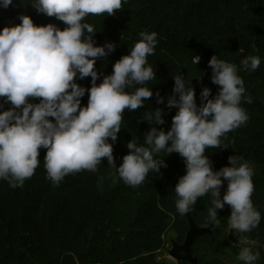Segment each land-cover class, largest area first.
<instances>
[{
    "label": "clouds",
    "instance_id": "clouds-1",
    "mask_svg": "<svg viewBox=\"0 0 264 264\" xmlns=\"http://www.w3.org/2000/svg\"><path fill=\"white\" fill-rule=\"evenodd\" d=\"M38 14L63 22L34 24L28 15H19V24L0 29V180L13 188L23 187L40 166V149H46V178L58 186L66 176L82 171L98 172L102 158L110 169L109 178L126 185H142L148 174L167 168L164 156L178 153L185 174L173 188L175 208L180 216L195 210L198 198L210 196L206 225L219 227L218 210L231 209L227 234H238L234 248L240 264H259V243L248 235L258 228L261 213L252 201L255 190L254 165L235 155L230 166L214 170L207 149H224L226 134L245 125L249 115L242 103H252L242 71L253 72L261 64L259 55L243 56L239 65L218 58L208 60L210 80L218 86L203 87L197 104L191 78L173 74L172 94L166 98L149 86L156 71L148 63L155 54L158 33L141 31L128 54L104 75L96 69L99 58H107L117 44H97L98 31L88 18L115 16L128 0H29ZM15 7L14 0H0V8ZM256 49V45H252ZM242 52V50H241ZM200 55L191 63L199 64ZM90 77V87L77 80ZM102 77V78H101ZM200 77V76H199ZM198 77V78H199ZM100 80L99 83L97 81ZM88 94L86 105L82 98ZM155 96L156 107L144 112L149 124L141 138L133 135L129 150L116 166L113 145L124 123V114L145 106ZM38 100V102H34ZM10 103V107L5 108ZM165 108H175L165 131ZM165 155L161 156L160 154ZM104 177H98L103 182ZM226 183V187H225ZM224 189L223 193L221 189Z\"/></svg>",
    "mask_w": 264,
    "mask_h": 264
},
{
    "label": "trees",
    "instance_id": "trees-1",
    "mask_svg": "<svg viewBox=\"0 0 264 264\" xmlns=\"http://www.w3.org/2000/svg\"><path fill=\"white\" fill-rule=\"evenodd\" d=\"M14 3L15 7L0 8V29L19 24V15L30 16L36 25L55 23L61 29L64 27L54 17L38 14L29 0ZM88 22L98 30L94 34L97 44H117L112 54L96 61L97 71L104 75L112 72L115 61L128 54L141 31L158 33L155 54L148 57L156 80L149 86L154 93L159 91L165 101L172 94V76L177 72L191 78L197 104L203 87L210 88L215 95L218 86L210 80L208 65L215 54L237 65L243 56L261 57L255 71L239 73L247 94L253 98L250 104L242 103L249 115L248 122L226 134L223 143L227 148L207 149L206 155L214 170L230 166L228 157L232 155L254 165L252 201L261 213V221L258 228L246 235L258 241L259 264H264V0H128L115 16H90ZM192 55L201 56L199 64L191 63ZM90 80L88 77L77 83L90 87ZM87 100L86 93L82 105ZM156 107L164 105H157L153 96L144 107L125 111L122 129L113 145L117 167L128 153L126 144L133 135L142 142L149 128L142 116ZM175 112V108H165L166 123L157 127L166 131ZM45 154L46 149L41 148L40 166L23 187L13 188L0 180V264H168L158 259L165 247V236L172 232L176 242L182 244L188 230L186 217L175 208L173 188L185 174L183 158L178 153L163 157L167 168L161 169L162 175L149 173L137 187L121 180L113 183L106 158H102L98 172L68 175L54 186L46 178ZM100 176L104 177L102 183L98 181ZM209 205L210 196L198 198L190 213L198 227L208 226L205 220ZM226 209L225 205L218 210L221 225L213 227L211 235L195 241L192 256L198 264H218L202 258L203 246L209 247L215 256L230 248L220 230L227 225Z\"/></svg>",
    "mask_w": 264,
    "mask_h": 264
},
{
    "label": "water",
    "instance_id": "water-1",
    "mask_svg": "<svg viewBox=\"0 0 264 264\" xmlns=\"http://www.w3.org/2000/svg\"><path fill=\"white\" fill-rule=\"evenodd\" d=\"M188 222V230L182 244L173 242L168 257L176 263L187 262L188 264H198L195 257L192 256V247L195 241L204 235H211L213 227H198L190 214L185 215Z\"/></svg>",
    "mask_w": 264,
    "mask_h": 264
},
{
    "label": "rangeland",
    "instance_id": "rangeland-1",
    "mask_svg": "<svg viewBox=\"0 0 264 264\" xmlns=\"http://www.w3.org/2000/svg\"><path fill=\"white\" fill-rule=\"evenodd\" d=\"M225 187H226V183H225ZM224 189H221V192L223 193ZM227 209H226V214L227 217L230 215L231 209L228 205ZM227 224V223H226ZM226 228L227 225H225L224 227L220 228L221 230V237L223 235V237H225V235L227 234L226 232ZM176 242L175 239V234L170 232L165 236V247L163 249V252L160 254L159 256V260H164L165 262H167L168 264H177L176 261L170 259L168 257V251L170 250L172 243ZM177 243V242H176ZM239 248H229L227 249L223 255L221 256H215L211 250L209 249V247L207 246H203L202 250H201V256L204 260H212L215 261L218 264H240L239 261H237L236 256L238 254Z\"/></svg>",
    "mask_w": 264,
    "mask_h": 264
},
{
    "label": "built area",
    "instance_id": "built-area-1",
    "mask_svg": "<svg viewBox=\"0 0 264 264\" xmlns=\"http://www.w3.org/2000/svg\"><path fill=\"white\" fill-rule=\"evenodd\" d=\"M224 238H225V241L228 244V246L231 247V248H234L233 247V242L237 241L236 234H232V235L226 234Z\"/></svg>",
    "mask_w": 264,
    "mask_h": 264
}]
</instances>
